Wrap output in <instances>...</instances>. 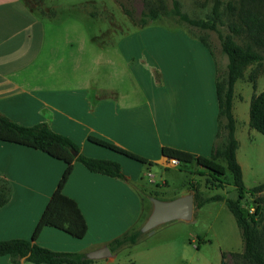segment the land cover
I'll list each match as a JSON object with an SVG mask.
<instances>
[{
  "label": "crops",
  "instance_id": "obj_1",
  "mask_svg": "<svg viewBox=\"0 0 264 264\" xmlns=\"http://www.w3.org/2000/svg\"><path fill=\"white\" fill-rule=\"evenodd\" d=\"M48 20L27 0H0L1 114L26 126L47 123L77 143L84 154L119 162L135 185L146 165L92 142L90 136L116 143L168 168H173L169 166L173 160L162 155L163 146L211 155V142L218 131L217 66L214 56L199 40L181 31L168 35L161 28L147 27L101 46L103 51L98 54L93 49L95 59H91L88 53L92 46L85 36L76 33L64 40L61 34L52 41ZM153 33L161 39L164 34V39H180L179 43L187 44L183 48L190 49L192 55L189 67L199 70L195 88L187 90L182 85L177 94L160 100L175 76L163 51L172 52L178 47L161 45V41L149 42L153 47L139 45L143 42L139 41L141 36ZM113 49L119 51L130 72V94L126 87L112 82L111 70L108 75L95 72L111 68L114 61L106 53ZM96 59L98 66L91 68ZM152 68L162 75L160 87L153 79ZM206 81L209 89L203 86ZM209 102H213L212 107ZM66 167L64 161L44 151L0 140V178L12 188L10 200L0 208V240L32 238ZM148 175L154 183L150 170ZM135 185L91 172L75 162L63 191L79 204L88 223L87 234L76 238L46 226L36 243L55 251L87 254L108 246L142 218L144 200ZM117 253L108 257L113 259ZM0 264L14 263L7 255L0 256ZM20 264L35 263L23 258Z\"/></svg>",
  "mask_w": 264,
  "mask_h": 264
},
{
  "label": "rangeland",
  "instance_id": "obj_2",
  "mask_svg": "<svg viewBox=\"0 0 264 264\" xmlns=\"http://www.w3.org/2000/svg\"><path fill=\"white\" fill-rule=\"evenodd\" d=\"M179 1L182 11L189 14L191 18L206 20L212 15L216 0ZM27 2L37 13L49 19L47 24L50 36L53 38L52 41H56L57 35L61 36V34H63L64 40L76 33L85 36L92 46L90 53H88L92 56L91 59H95L93 49L97 52L95 54H98L103 51L101 46L115 43L124 35L147 27H158L164 32L167 31L165 33L168 35L171 32L181 31L192 39L205 36L212 44L221 70L225 72L227 69L228 57L222 52L218 32L192 28L167 16H159L155 20H151L146 27H140L134 22L125 13L122 4L132 11L138 19L141 12L146 8L145 0H27ZM229 2L240 8L241 0H224L222 22L218 24V28L224 35L232 34L238 44L247 46L249 39L246 33L233 34L229 28L230 23L241 22L238 13L235 16L229 14L227 8ZM258 11L264 21V5L259 6ZM146 35L149 37L141 36L139 41L143 42L140 41L141 44L139 45L145 44V46L153 47V45H149V42L153 44L161 41L159 42L161 45L168 46L169 44L171 47H178L172 52L169 50L163 51V55L165 54V57L167 56L170 59L172 73L175 76L171 81L173 82L172 85H169L168 90L161 94L160 100L165 101L169 96L177 94L182 85H185L187 90L195 88L193 84L199 78L197 73L199 70H193L189 67V58L192 55L190 49L183 48L187 44L179 43L180 39H164L167 38L164 34L161 35L162 39L156 33ZM58 43L63 44L61 39ZM254 48L264 56V47L255 46ZM106 54L107 58L110 56L114 62L110 65V69H108V66L107 70L96 69V74H107L111 70L113 72L112 82L114 84L117 82L118 87H126L127 93L130 94L131 87L128 80L131 76L128 69H126L122 56L115 49L111 53L108 51ZM175 58L177 60L174 61ZM98 64L97 59L92 61L91 68L98 66ZM256 67L257 65L254 64L246 68L244 78L238 80L235 85L234 96L236 137L239 141L237 159L241 163L244 183L247 188L264 183V134L250 126V105L255 90L249 80V75ZM260 70L262 72L257 81V93L264 91V61ZM155 71L159 72L161 83H158ZM152 74L156 85L160 87L163 84L160 71L152 68ZM143 75L148 76L147 74ZM109 79H111L110 76ZM123 80L126 81L122 82ZM207 83L206 81L203 86L209 89ZM195 84L198 85V83ZM212 104L213 102H209L210 107H212ZM217 111H219L218 108ZM209 113L213 114L210 108ZM215 141L216 136L211 142V153ZM170 163L169 166L173 168H168V165H165L166 167L155 165L151 168L144 166L140 174V181L136 185L132 180L128 182L130 185L136 186L144 200L142 218L128 231L142 228L153 209L150 198L154 197L156 193L160 199L171 200L185 195L187 190H190L189 193H195L192 190V185H194L204 197L222 195L226 199L238 198V192L230 172L217 180L209 170L200 167L196 163L191 165L179 164V162L175 163L174 161ZM149 170L154 175V183L150 181ZM2 185H8L5 179L0 180V186ZM262 194L264 195V192ZM253 202L254 196L251 194H247L242 200L244 206H250ZM194 219L193 222L175 220L160 225L153 233H143L138 243L120 249L113 259L110 257L99 258L95 259L92 264H233L232 253H241L244 244L241 230L225 200L206 203L195 210ZM259 227L264 228V217ZM223 254H225V258H223Z\"/></svg>",
  "mask_w": 264,
  "mask_h": 264
},
{
  "label": "trees",
  "instance_id": "obj_3",
  "mask_svg": "<svg viewBox=\"0 0 264 264\" xmlns=\"http://www.w3.org/2000/svg\"><path fill=\"white\" fill-rule=\"evenodd\" d=\"M146 8L140 18L122 4L125 13L140 27H146L151 20L159 16H167L180 24L201 30H213L219 33L222 52L227 55L228 63L225 72L221 70L212 44L205 36L194 37L199 40L216 59V94L219 104L218 132L210 156L191 153L178 148L163 146L162 155L169 160H177L179 164L197 163L200 167L209 170L217 180L228 172L232 174L237 199L224 198L222 195L204 197L201 191L192 185L195 191V210L208 202L225 200L233 213L241 230L244 248L241 253H232L233 264H264V228L259 225L264 217V183L247 188L244 183L243 169L237 159L239 141L236 137V119L233 113L235 85L244 78L245 70L249 65L256 64L249 80L254 87V95L250 105V126L264 134V91L257 93V81L262 72L264 56L254 47H264V21L258 7L264 5V0H241L240 8L232 2L227 3L229 14L238 13L240 23L232 22L229 28L233 34L246 33L249 43L242 46L236 42L232 34L224 35L218 28L222 22L224 0H216L212 15L208 19H194L181 9L179 0H145ZM158 83H161L160 74L155 71ZM0 140L29 146L44 151L54 158L67 164L65 172L53 193L31 239L0 240V256H10L14 264H20L25 258L35 264H91L93 259L85 252L55 251L36 243L42 229L46 226L65 231L76 238H83L88 231V223L77 201L64 193L75 162L82 163L88 170L113 178L129 182L124 174L122 165L114 160L90 157L81 151L80 146L69 137L54 131L47 123H38L32 126L21 125L8 116L0 113ZM90 140L100 146L121 153L137 160L146 166L156 163L116 143L100 137L90 136ZM3 178H0L2 180ZM6 181V180H5ZM211 181V180H210ZM8 183V182H7ZM11 185L0 186V208L11 198ZM247 194L254 196L250 206H244L242 200ZM154 197H159L154 194ZM252 209H254L252 211ZM141 229H132L108 243L112 252L134 245L142 238ZM225 258V254H223ZM224 264V263H223Z\"/></svg>",
  "mask_w": 264,
  "mask_h": 264
},
{
  "label": "water",
  "instance_id": "obj_4",
  "mask_svg": "<svg viewBox=\"0 0 264 264\" xmlns=\"http://www.w3.org/2000/svg\"><path fill=\"white\" fill-rule=\"evenodd\" d=\"M150 200L153 203V209L141 228L143 233H153L157 227L171 221L183 220L193 222L195 220L194 193H187L171 200H163L158 197H151ZM111 254L110 247L104 246L89 252L87 257L99 259L108 257Z\"/></svg>",
  "mask_w": 264,
  "mask_h": 264
},
{
  "label": "built area",
  "instance_id": "obj_5",
  "mask_svg": "<svg viewBox=\"0 0 264 264\" xmlns=\"http://www.w3.org/2000/svg\"><path fill=\"white\" fill-rule=\"evenodd\" d=\"M175 163H178V161L177 160H173Z\"/></svg>",
  "mask_w": 264,
  "mask_h": 264
}]
</instances>
